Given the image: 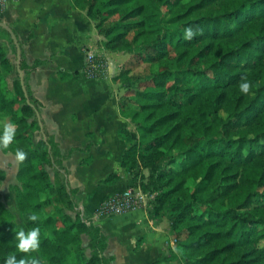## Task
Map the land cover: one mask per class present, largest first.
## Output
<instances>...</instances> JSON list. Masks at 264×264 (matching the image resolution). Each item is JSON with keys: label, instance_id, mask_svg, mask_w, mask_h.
I'll return each instance as SVG.
<instances>
[{"label": "trees", "instance_id": "16d2710c", "mask_svg": "<svg viewBox=\"0 0 264 264\" xmlns=\"http://www.w3.org/2000/svg\"><path fill=\"white\" fill-rule=\"evenodd\" d=\"M72 2L95 22L107 50L135 53L159 67L141 78H130L124 69L115 77L126 89L120 113L138 133L132 142L130 132L121 131L130 143L121 166L132 175L134 189L142 171H149L148 183L140 187L157 193L151 213L155 219L169 215L185 263L264 264V0ZM0 31L15 50L9 33ZM13 74L0 49V134L5 126L14 130L1 150L27 154L16 174L15 200L28 229L38 226L41 235L36 252H19L20 228L0 201V264L10 253L40 264H113L114 257L105 254L108 237L83 220L75 208L76 191L62 178L70 154L62 155L50 139L34 145L31 135L40 129L36 111L27 103L19 73ZM86 74L100 75L88 67ZM245 77L248 94L239 90ZM54 166L53 180L48 169ZM117 179L113 173L103 182ZM52 198L68 208L63 213L56 205L57 219L43 217ZM34 213L40 219L29 221ZM58 219L65 220L64 228ZM174 258L178 255L171 252L164 260Z\"/></svg>", "mask_w": 264, "mask_h": 264}, {"label": "crops", "instance_id": "0c3cea01", "mask_svg": "<svg viewBox=\"0 0 264 264\" xmlns=\"http://www.w3.org/2000/svg\"><path fill=\"white\" fill-rule=\"evenodd\" d=\"M0 20L19 39L20 67L28 94L38 104L43 131L41 127L34 130L32 141L36 145L45 141L46 135L62 155L70 154L63 162L66 170H61L62 178L76 191L75 208L83 220L100 226L108 237L105 254L114 257L113 264H182L179 257L164 260L171 252L178 255V251L170 221L155 219L152 204L144 203L121 214L98 213L108 197L132 185V175L121 166L130 145L121 131H129L132 142L138 133L132 121L120 113L119 103L126 89L115 81L125 58L123 52L105 48L106 38L98 33L95 22L85 11L76 9L72 0H8ZM0 49L11 60L14 76L18 72L16 47L14 50L1 31ZM88 50L109 65L98 77L86 74ZM37 61L40 64L36 65ZM86 146L88 150H76ZM19 163L15 154L0 148V171L6 182L0 191L1 200L16 218L20 215L25 220L15 200ZM55 168L48 169L53 180ZM113 173L117 180L103 182Z\"/></svg>", "mask_w": 264, "mask_h": 264}, {"label": "rangeland", "instance_id": "374dc122", "mask_svg": "<svg viewBox=\"0 0 264 264\" xmlns=\"http://www.w3.org/2000/svg\"><path fill=\"white\" fill-rule=\"evenodd\" d=\"M116 52H123V51H116ZM124 55V59L121 63V71L124 69L126 71H128V75L130 78L132 79H136L144 77V76H148L151 75L152 73H155L156 71H158L159 67L156 65L150 66L146 63H144L143 61L139 60V58L136 56L135 53H128V52H123ZM138 84L133 85V87H135L136 85H140L141 81L137 82ZM145 84V82H143V85ZM136 86V87H137ZM135 99V97H133V100ZM143 174V178H137L136 182H135V188L137 191H141L142 193H144L147 196V199L145 200L144 203H148V205L154 204L155 201V197L157 193L154 192H150V190L146 191L143 190L140 185L142 184H146L149 181V171L147 169L142 171ZM5 175L2 173V176L0 175V191L1 188L4 186L5 182ZM18 184V181H17ZM16 184V185H17ZM57 184V183H56ZM1 194H0V201L1 200ZM56 205L62 207L64 209L63 213H66V211H68L67 207L64 206L63 204H58L56 202V198H52L51 201H47L46 204L43 206V217H49V216H53L54 218H58L59 215H57V213L55 212V207ZM6 206V205H5ZM18 213V212H17ZM20 215L17 216V218L14 216L15 222L18 225V227L21 228H25V230L28 229L27 226V222L26 219L25 220H21V218H19ZM21 217V216H20ZM163 218H167L170 221V225H171V232L172 235L174 237V242L176 243V234L174 233V231L172 230V221L169 217L168 214H166ZM161 218V219H163ZM59 225L61 228L65 227V220H59ZM177 247V246H176ZM178 249V248H177ZM178 251V257L180 258L182 264H186L185 263V258L184 256L181 254V252L179 250Z\"/></svg>", "mask_w": 264, "mask_h": 264}, {"label": "clouds", "instance_id": "9594fccd", "mask_svg": "<svg viewBox=\"0 0 264 264\" xmlns=\"http://www.w3.org/2000/svg\"><path fill=\"white\" fill-rule=\"evenodd\" d=\"M193 33L191 30H186V38H191ZM240 92L248 94L250 91V83L247 78H243L242 82L239 84ZM14 138V130L11 126H5L2 134H0V148H6ZM26 153L22 149H17L15 152V157L17 161H24L26 159ZM40 219L38 214H31L28 216V220L35 222ZM40 227H32L27 230L21 228L15 234V239L17 241L16 248L19 252L22 253H31L36 252L39 249L40 245ZM5 264H40V260L31 256L22 257L17 260L15 254H9Z\"/></svg>", "mask_w": 264, "mask_h": 264}, {"label": "built area", "instance_id": "2783aa9c", "mask_svg": "<svg viewBox=\"0 0 264 264\" xmlns=\"http://www.w3.org/2000/svg\"><path fill=\"white\" fill-rule=\"evenodd\" d=\"M8 0H0V15L5 9ZM86 51V50H85ZM87 67L100 74L105 73L109 68L107 61L99 59L90 50L87 51ZM147 196L133 187L127 188L120 194L108 197L99 207L101 215L121 214L139 208L144 204Z\"/></svg>", "mask_w": 264, "mask_h": 264}, {"label": "water", "instance_id": "95a60500", "mask_svg": "<svg viewBox=\"0 0 264 264\" xmlns=\"http://www.w3.org/2000/svg\"><path fill=\"white\" fill-rule=\"evenodd\" d=\"M0 27L5 29L9 33V35L11 36V39L13 40V43L16 47V53H17L16 64H17V69H18V73H19V77H20V82H21L25 97L27 99V103L30 104L35 109L37 118H38L39 123H40L41 131H43V125L41 122V117H40L39 111L30 101L28 90H27V87L25 84L24 73L20 67L22 50H21V45H20L19 39H18L15 31L7 23L3 22L2 20H0ZM44 138H45V141L47 142L46 135ZM49 150H51V147H49Z\"/></svg>", "mask_w": 264, "mask_h": 264}]
</instances>
